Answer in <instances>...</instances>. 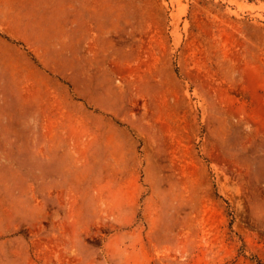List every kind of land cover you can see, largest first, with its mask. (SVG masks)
<instances>
[{
	"label": "rangeland",
	"instance_id": "rangeland-1",
	"mask_svg": "<svg viewBox=\"0 0 264 264\" xmlns=\"http://www.w3.org/2000/svg\"><path fill=\"white\" fill-rule=\"evenodd\" d=\"M0 264H264V0H0Z\"/></svg>",
	"mask_w": 264,
	"mask_h": 264
}]
</instances>
